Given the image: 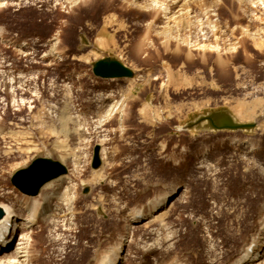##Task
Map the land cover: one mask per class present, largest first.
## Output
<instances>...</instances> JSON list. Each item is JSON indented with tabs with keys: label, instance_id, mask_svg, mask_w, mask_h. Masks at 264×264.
Here are the masks:
<instances>
[{
	"label": "rangeland",
	"instance_id": "obj_1",
	"mask_svg": "<svg viewBox=\"0 0 264 264\" xmlns=\"http://www.w3.org/2000/svg\"><path fill=\"white\" fill-rule=\"evenodd\" d=\"M59 1L0 0V185L21 198L17 170L39 156L61 161L68 172L47 187L72 197L64 217L88 233L63 259L67 226L32 224L25 233L41 253L32 264H99L116 244L126 246L122 264H234L264 204V0H99L96 10ZM30 8L45 33L27 29ZM106 57L134 77L97 76ZM219 110L255 126L186 128ZM174 185L175 202L150 212L147 200ZM141 205L146 218L129 228ZM254 247L261 257L247 264H264V231Z\"/></svg>",
	"mask_w": 264,
	"mask_h": 264
},
{
	"label": "bare ground",
	"instance_id": "obj_2",
	"mask_svg": "<svg viewBox=\"0 0 264 264\" xmlns=\"http://www.w3.org/2000/svg\"><path fill=\"white\" fill-rule=\"evenodd\" d=\"M19 1L20 2H25V3H30L32 5H35V4H33L34 1H37V3H38V0H29V1H27V0H19ZM40 1L46 2V0H40ZM61 1H63V4H67V5L69 4L68 7H67V8H69V10H71V8L74 7V5H77L78 3H86L87 5H86L85 8L87 10H96L100 6V4L98 2L99 0H91V2L89 4H88V1H90V0H61ZM61 1H59V2H61ZM154 1H157L158 3H160V5H159L160 7L164 6V1L163 0L162 1L161 0H154ZM255 1H257V0H255ZM20 2L16 3V4H20ZM254 3H253V5H255ZM0 4L3 5V6L5 5V4H2V3H0ZM56 4H58V2ZM258 4H260V3H258ZM60 5H62V4H60ZM148 5H145L144 8L146 9V7H148ZM154 5L156 6V4H154ZM157 6H158V4H157ZM262 6H264V5L262 4ZM262 6H260V8ZM249 7H251V6H249ZM54 8H56V7H54ZM245 8H246V6H245ZM253 10L256 11L257 9H253ZM39 12L37 11V9H34V8H30V9H27L25 11V13H26V15L28 17L26 26H27V29L29 31H31V30H33V31L36 30L37 31L39 29L38 33L41 34V33H45L46 30L49 28V26L45 25V23L38 22L37 15H39ZM261 12H262V10H261ZM2 31H3V28L0 27V32L2 33ZM29 43H30V40H27L25 45L27 46ZM254 43L258 44L259 47H261L263 45V42H254ZM260 52H261V54L264 55V50H262ZM21 80L22 79H21V76H20L19 77V81L21 82ZM5 92H6V90H5ZM3 95H5V94H3ZM105 96H106V99L109 100V102L114 101L116 99V96H115V93H114L113 90L108 91ZM4 105H5V103H4ZM112 106H113V103H112ZM116 108H117V103L112 107L113 111ZM236 130H252V129H236ZM235 139L238 141L237 144L239 143V145H242L243 142L246 141V140H243L242 138L238 139L237 137ZM235 139H232V142H234ZM251 145L252 144L249 142L246 146H250V148H251ZM102 153H103V149L101 148V154ZM243 153H245L244 154L245 156L240 157V154H239L238 158H240V159L241 158H244V159L245 158L246 159L249 158L247 153H246V151H243ZM200 162H202V161H200ZM249 169H251V166L249 167ZM95 170L98 171L99 169H95ZM56 179H58V178H56ZM52 181L53 180H51L50 182H52ZM70 181L71 180L67 179L65 182L69 183ZM50 182H48V183H50ZM48 183H46L41 188L40 193L38 195L21 194V198H18L17 196L16 197H11L10 195H8V193H10V192H6L7 188H4V187H2L0 185V200H3V201H0V207L4 210V216L0 219V264H32L33 255H34V257H35V255L41 256V253L39 255L36 254L34 245L31 243V236L28 233H25L26 228H29L34 223L35 224L38 223V222L40 223L41 221H42L43 226L45 225V227H47V228H53L54 226L57 227V225L59 226L61 224V222H62V226L63 227L67 226L65 229L70 231V234L67 235V238L65 240H61L62 244L66 245V247L63 246V248L61 249V253H60V251L56 250V252L58 253V254L57 253L56 254L58 256L61 254L63 259L65 257H70L71 253L74 251L75 248H79V250H80L81 247L86 246L85 242H83V240L86 239V237H87L85 235H88L87 230L85 228H81V229H78V230L76 229L75 230V227L74 226L72 227L73 223H72L71 219L70 218L67 219L66 217H64L65 216V212L67 211V205L70 204L71 202H73L74 200H72V197H70V198L69 197H64L63 198V195H66L65 193H63L64 191L57 192L55 189L50 190L49 187H47ZM46 187H47V189H46ZM100 188L102 189L103 186H101ZM177 188H179L178 185H174V186H172L170 188H166L165 187L164 191H161V192L157 193L156 195H153V197L150 200H147L146 205L150 206V208H149L150 212H152V213L153 212H157L160 209H162V207H165V206L168 207L169 206V204H168L169 200H170V202L174 203L175 202L174 199H175V197H176V195L178 193V189ZM117 198H118V196H117ZM153 198H155V199H153ZM151 200H152V202H151ZM114 201H116V199ZM16 204H17V206H16ZM138 205L139 204H137V206ZM133 206H136V205H133ZM143 206L144 205H141L140 207L136 208L133 211V213L131 212L132 214L130 213L131 214L130 217L126 218L129 221L127 223L129 225V228L130 227L133 228V224H137V223H139L141 221V219L146 218L144 216V213H146V212L144 211ZM16 207L19 208V211L16 210L17 209ZM39 207H41V214L42 215H40L38 217V216H36L37 215L36 213H37ZM119 208L122 209V207H120V206H119ZM104 213H105V211H104ZM115 216H116V214H115ZM155 216L156 215H154V217ZM37 217L40 218V219L42 218V220L39 221V219ZM116 218H114V219H116ZM121 218H122V216H121ZM20 221H22V222H20ZM258 222H259L258 223L259 224L258 230L253 234L251 241H249V243L246 244L244 250L241 252V254L239 255L238 259L236 260V262L234 264L251 263L252 261L258 260L259 257H261V255H259V252L257 251L256 247H254V246L256 244L260 243V241L263 238V231H264V204L262 206V211H261V213L259 215ZM22 228L24 229L23 230L24 234L21 236V238H19L16 241V239L18 238V236L20 234L19 231ZM57 229H59V228H57ZM150 229L152 230L154 228L148 227V232H151ZM55 231H54V229H51L50 233H48L47 235L49 236V234H51L52 232H55ZM117 231H119V232H117ZM99 232H101V231H99ZM115 233H116L117 239H118L120 237V234H121V231L119 230V228L116 229ZM151 233H153V232H151ZM91 234L93 236L96 235L94 233H91ZM127 234H128L127 231H125L123 237L125 239V242L128 243V236L129 235H127ZM47 235L44 236L45 240L47 239ZM59 236H61V235L59 234ZM58 238H55V239H58ZM53 239H54V235H53ZM88 240H89V238H88ZM119 245H122L121 248L119 247ZM124 245H126V243ZM125 247L123 246V244H116L115 246L108 247L107 254L104 255V257H106V258L103 260V262H101L99 264H122L124 259L126 258V256L125 257L123 256L124 255L123 250H124ZM59 248H58V250H59ZM2 255H3V257H2ZM95 255H94V257H95ZM90 263H91V261H89L88 264H90Z\"/></svg>",
	"mask_w": 264,
	"mask_h": 264
},
{
	"label": "water",
	"instance_id": "obj_3",
	"mask_svg": "<svg viewBox=\"0 0 264 264\" xmlns=\"http://www.w3.org/2000/svg\"><path fill=\"white\" fill-rule=\"evenodd\" d=\"M93 71L102 78H131L135 72L132 68L125 65L115 57H106L93 64ZM254 123H242L227 110H219L207 115L200 116L194 121L189 122L186 128H211L222 129H252ZM101 146L96 145L92 167L97 169L102 163L100 156ZM68 172L67 166L59 160L39 156L32 162L19 170L12 176V183L23 193L37 195L41 188L51 180H54ZM4 216V210L0 207V219Z\"/></svg>",
	"mask_w": 264,
	"mask_h": 264
}]
</instances>
